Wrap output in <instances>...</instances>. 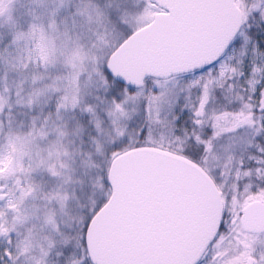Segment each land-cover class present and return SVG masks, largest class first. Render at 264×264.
Wrapping results in <instances>:
<instances>
[{
	"label": "snow or ice",
	"instance_id": "snow-or-ice-1",
	"mask_svg": "<svg viewBox=\"0 0 264 264\" xmlns=\"http://www.w3.org/2000/svg\"><path fill=\"white\" fill-rule=\"evenodd\" d=\"M0 264H264V0H0Z\"/></svg>",
	"mask_w": 264,
	"mask_h": 264
}]
</instances>
